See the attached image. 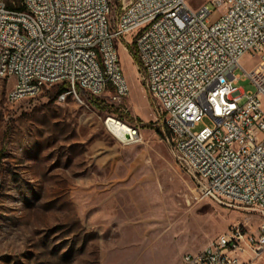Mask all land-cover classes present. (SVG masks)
I'll return each mask as SVG.
<instances>
[{
	"label": "built area",
	"instance_id": "2783aa9c",
	"mask_svg": "<svg viewBox=\"0 0 264 264\" xmlns=\"http://www.w3.org/2000/svg\"><path fill=\"white\" fill-rule=\"evenodd\" d=\"M189 2L118 0L111 22L112 0H0V78L14 79L9 104L60 86L57 103L79 100L76 90H110L120 102L128 92L118 47L133 41L162 139L197 198L259 218L255 230L233 226L181 264H244L264 253V0ZM245 54L257 59L249 71ZM236 68L254 92L237 89ZM204 119L213 126L194 131Z\"/></svg>",
	"mask_w": 264,
	"mask_h": 264
},
{
	"label": "rangeland",
	"instance_id": "374dc122",
	"mask_svg": "<svg viewBox=\"0 0 264 264\" xmlns=\"http://www.w3.org/2000/svg\"><path fill=\"white\" fill-rule=\"evenodd\" d=\"M119 12L112 0L111 22ZM118 56L128 92L120 102L110 90H76L79 100L70 95L57 103L52 88L9 104L14 79L0 78V264H181L184 253L233 226L258 227L248 209L197 198L162 139L163 117L133 41L125 51L118 47ZM256 63L245 54L240 66L249 71ZM234 75L241 77L237 89L254 92L240 68ZM105 119L137 138L121 143ZM212 126L204 119L194 131ZM244 264H264V253Z\"/></svg>",
	"mask_w": 264,
	"mask_h": 264
},
{
	"label": "bare ground",
	"instance_id": "6f19581e",
	"mask_svg": "<svg viewBox=\"0 0 264 264\" xmlns=\"http://www.w3.org/2000/svg\"><path fill=\"white\" fill-rule=\"evenodd\" d=\"M106 127L111 135L117 138V140H119L121 143L126 144L135 140L133 137H131L129 128L116 120H107Z\"/></svg>",
	"mask_w": 264,
	"mask_h": 264
},
{
	"label": "trees",
	"instance_id": "16d2710c",
	"mask_svg": "<svg viewBox=\"0 0 264 264\" xmlns=\"http://www.w3.org/2000/svg\"><path fill=\"white\" fill-rule=\"evenodd\" d=\"M64 91V88L62 86L59 87V89L56 91L55 96L62 93Z\"/></svg>",
	"mask_w": 264,
	"mask_h": 264
}]
</instances>
